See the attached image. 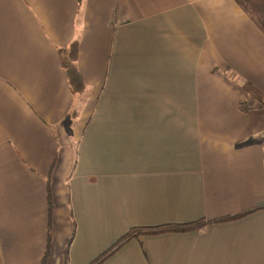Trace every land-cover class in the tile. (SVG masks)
<instances>
[{
	"label": "crops",
	"instance_id": "0c3cea01",
	"mask_svg": "<svg viewBox=\"0 0 264 264\" xmlns=\"http://www.w3.org/2000/svg\"><path fill=\"white\" fill-rule=\"evenodd\" d=\"M199 220L100 264H264L256 19L236 0H0V264H43L49 236L45 264H89L133 227Z\"/></svg>",
	"mask_w": 264,
	"mask_h": 264
},
{
	"label": "trees",
	"instance_id": "16d2710c",
	"mask_svg": "<svg viewBox=\"0 0 264 264\" xmlns=\"http://www.w3.org/2000/svg\"><path fill=\"white\" fill-rule=\"evenodd\" d=\"M239 5H241L249 14H251L256 21L259 23L261 28L264 31V0H236ZM63 51V65L66 69L67 76L71 85V88L75 92H82L85 88L82 77L80 75L79 69L77 67L78 60V42H73L68 48L62 49ZM256 99L261 102V95H254ZM263 104V102L261 103ZM48 208H49V217L51 219L53 214V196L51 193V189L49 187L48 190ZM205 223L204 220L195 221L192 223H184V224H163L156 225L153 227H133L130 229L124 236H122L117 242H115L107 251L103 252L96 259H94L89 264H100L103 260L110 257L114 254L119 248L125 245L128 241H130L133 237L139 234H161L169 231H187L191 228H199L201 225ZM51 244V238L49 236L48 239V248L45 252L43 258V264H45L46 259L49 255V248Z\"/></svg>",
	"mask_w": 264,
	"mask_h": 264
},
{
	"label": "rangeland",
	"instance_id": "374dc122",
	"mask_svg": "<svg viewBox=\"0 0 264 264\" xmlns=\"http://www.w3.org/2000/svg\"><path fill=\"white\" fill-rule=\"evenodd\" d=\"M260 0H258V3H259Z\"/></svg>",
	"mask_w": 264,
	"mask_h": 264
}]
</instances>
